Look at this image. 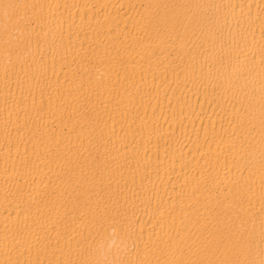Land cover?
Masks as SVG:
<instances>
[{"label": "bare ground", "instance_id": "obj_1", "mask_svg": "<svg viewBox=\"0 0 264 264\" xmlns=\"http://www.w3.org/2000/svg\"><path fill=\"white\" fill-rule=\"evenodd\" d=\"M0 264H264V0H0Z\"/></svg>", "mask_w": 264, "mask_h": 264}]
</instances>
